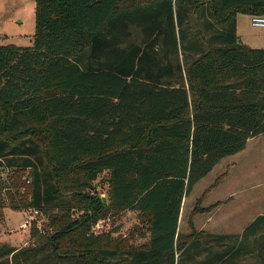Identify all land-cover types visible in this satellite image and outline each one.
Here are the masks:
<instances>
[{
	"label": "trees",
	"instance_id": "obj_1",
	"mask_svg": "<svg viewBox=\"0 0 264 264\" xmlns=\"http://www.w3.org/2000/svg\"><path fill=\"white\" fill-rule=\"evenodd\" d=\"M35 3L33 46L0 45V166L30 171V201L16 210L64 215L51 218V236L34 233V246L0 247V264L192 261L180 244L184 200L264 134V49L237 35L238 14L264 16V0ZM196 14L209 36L192 31ZM103 174L107 203L85 193ZM84 206L137 212L148 246L96 248L83 232L90 217L70 221ZM263 228L264 215L242 238ZM242 253L240 243L195 264H241Z\"/></svg>",
	"mask_w": 264,
	"mask_h": 264
},
{
	"label": "rangeland",
	"instance_id": "obj_2",
	"mask_svg": "<svg viewBox=\"0 0 264 264\" xmlns=\"http://www.w3.org/2000/svg\"><path fill=\"white\" fill-rule=\"evenodd\" d=\"M35 0H0V45L18 47L33 46L35 34ZM211 19V18H210ZM209 19V20H210ZM194 33L203 32L205 21L195 16L190 21ZM241 35L253 49H264V28H255L251 20L241 22ZM30 171H19L0 166V247L25 249L35 245V232L44 237L51 236L49 228L52 217H61L59 210H41L29 229H22L26 217L33 208L23 207L16 210L21 197L29 203ZM108 175H101L92 183L87 195L95 199H108ZM261 182V188L259 183ZM105 203V202H104ZM259 209L252 214L250 205ZM256 206V207H255ZM264 206V134L249 140L247 148L220 165L202 179L184 200L179 223L180 244L191 250L199 246L198 253L190 250L188 254L195 264L210 253L222 251L225 247L242 244L241 264H261L264 259V228L254 236L243 237L244 228L252 217L261 213ZM90 206L70 211V221L84 222L83 232L95 241V247L101 249L145 248L150 241L149 225L141 215L134 211L115 212L95 215ZM89 221V222H88ZM209 235L228 237L225 246L215 243ZM207 248L209 252L202 249ZM180 252L178 255H180Z\"/></svg>",
	"mask_w": 264,
	"mask_h": 264
},
{
	"label": "crops",
	"instance_id": "obj_3",
	"mask_svg": "<svg viewBox=\"0 0 264 264\" xmlns=\"http://www.w3.org/2000/svg\"><path fill=\"white\" fill-rule=\"evenodd\" d=\"M251 16L250 15H247V14H238V16H237V35H238V37H239V39H240V41H241V43L243 44V45H245V46H248V47H250L251 48V46H249L248 44H247V42H245L244 40H243V36L241 35V22H245V19H247V20H251ZM227 159V158H226ZM225 160V159H224ZM223 160V161H224ZM222 161V162H223ZM221 162V163H222ZM220 163V164H221ZM220 164H218V165H220ZM217 165V166H218ZM259 187L261 188V182L259 183ZM256 207V206H255ZM250 213L252 214L253 212H255V211H259V209H257V208H254V203H252L251 205H250ZM264 215V206H263V210L261 211V213L259 214V215H257L256 217H252L251 216V219L249 220V222H248V224L246 225V227L244 228V230L243 231H245V229L250 225V224H252L258 217H260V216H263ZM260 230L261 229H259L258 231H257V233H259L260 232ZM256 233V234H257ZM255 233L254 234H252V235H249V236H254V235H256ZM248 236V237H249Z\"/></svg>",
	"mask_w": 264,
	"mask_h": 264
},
{
	"label": "built area",
	"instance_id": "obj_4",
	"mask_svg": "<svg viewBox=\"0 0 264 264\" xmlns=\"http://www.w3.org/2000/svg\"><path fill=\"white\" fill-rule=\"evenodd\" d=\"M251 24L255 28H264V16H252ZM41 210L33 209L30 216L26 217L24 223H22V229H29L32 226L33 221L39 216Z\"/></svg>",
	"mask_w": 264,
	"mask_h": 264
},
{
	"label": "water",
	"instance_id": "obj_5",
	"mask_svg": "<svg viewBox=\"0 0 264 264\" xmlns=\"http://www.w3.org/2000/svg\"><path fill=\"white\" fill-rule=\"evenodd\" d=\"M104 202L106 203V200H104Z\"/></svg>",
	"mask_w": 264,
	"mask_h": 264
}]
</instances>
